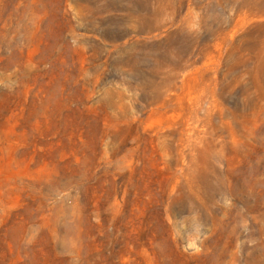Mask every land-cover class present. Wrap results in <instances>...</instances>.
<instances>
[{
	"label": "rangeland",
	"instance_id": "rangeland-1",
	"mask_svg": "<svg viewBox=\"0 0 264 264\" xmlns=\"http://www.w3.org/2000/svg\"><path fill=\"white\" fill-rule=\"evenodd\" d=\"M0 264H264V0H0Z\"/></svg>",
	"mask_w": 264,
	"mask_h": 264
},
{
	"label": "trees",
	"instance_id": "trees-1",
	"mask_svg": "<svg viewBox=\"0 0 264 264\" xmlns=\"http://www.w3.org/2000/svg\"><path fill=\"white\" fill-rule=\"evenodd\" d=\"M44 260H47L48 263H52V261L57 262V260H61V259L59 256L56 255V253L54 251H49L48 253L45 254Z\"/></svg>",
	"mask_w": 264,
	"mask_h": 264
},
{
	"label": "bare ground",
	"instance_id": "bare-ground-1",
	"mask_svg": "<svg viewBox=\"0 0 264 264\" xmlns=\"http://www.w3.org/2000/svg\"><path fill=\"white\" fill-rule=\"evenodd\" d=\"M256 171V170H255Z\"/></svg>",
	"mask_w": 264,
	"mask_h": 264
}]
</instances>
